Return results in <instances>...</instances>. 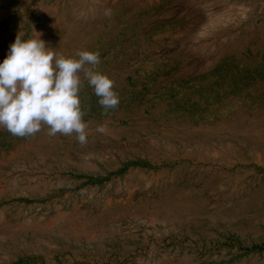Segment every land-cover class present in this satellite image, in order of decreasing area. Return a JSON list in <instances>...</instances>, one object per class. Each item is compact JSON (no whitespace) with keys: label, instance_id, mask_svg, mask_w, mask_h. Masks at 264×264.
Returning a JSON list of instances; mask_svg holds the SVG:
<instances>
[{"label":"rangeland","instance_id":"rangeland-1","mask_svg":"<svg viewBox=\"0 0 264 264\" xmlns=\"http://www.w3.org/2000/svg\"><path fill=\"white\" fill-rule=\"evenodd\" d=\"M33 26L120 103L85 81V145L0 127V264H264V0H0V62Z\"/></svg>","mask_w":264,"mask_h":264},{"label":"clouds","instance_id":"clouds-1","mask_svg":"<svg viewBox=\"0 0 264 264\" xmlns=\"http://www.w3.org/2000/svg\"><path fill=\"white\" fill-rule=\"evenodd\" d=\"M41 36L34 26L27 39L19 32L0 62V127L18 137L34 136L46 127L50 137L75 135L85 145L89 125L80 98L84 83L93 88L107 115L120 103L115 81L99 69L98 50L65 55ZM96 130L105 131L103 126Z\"/></svg>","mask_w":264,"mask_h":264}]
</instances>
